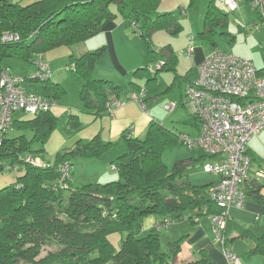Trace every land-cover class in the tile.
<instances>
[{"label": "trees", "instance_id": "obj_1", "mask_svg": "<svg viewBox=\"0 0 264 264\" xmlns=\"http://www.w3.org/2000/svg\"><path fill=\"white\" fill-rule=\"evenodd\" d=\"M195 1L191 0V4ZM160 3L161 0H36L21 4L0 0V68L6 57L17 55L34 63L37 54L81 43L117 16L129 19L131 26L136 21L138 28L133 29L147 43L159 29L178 34L183 29L182 23L173 11H159ZM227 21L228 14L215 0H209L201 36L215 44L217 26ZM4 32H15L19 39L3 43ZM104 50L101 46L79 56L70 55L71 65L75 64L73 71L82 82L80 97L84 109L96 115L109 107L107 103L120 100L124 90L111 80L94 76ZM174 57V54L168 57L161 69H173ZM144 69H137L135 75L142 74ZM258 72L264 75L261 69ZM153 74L146 83L156 80L157 71ZM131 85L143 89L138 81H132ZM31 86L36 88L35 93L53 100L66 93L61 83L52 81V76L44 81L34 80L29 89ZM193 116L198 123L194 112ZM57 125L58 116L51 108L26 119L13 117L12 127L4 134L0 144V174L20 163L25 167L14 182L0 189V264H198L205 261L177 263L175 258L181 251L182 238L169 244L170 252L161 247V233L168 229L161 228L165 220L171 219L173 223L190 211L210 217L223 211L208 194L215 182L192 185L185 178L186 163L176 164L170 171L163 161L166 146L180 142L179 132L152 120L143 137L126 139V150L114 162L118 179L75 186L72 158H97L113 143L104 142L96 134L87 142L79 139L73 148L59 151L52 164L24 162L21 156L35 155L33 143L46 141ZM69 125L72 129L80 128L77 114L69 115ZM16 130L21 133L15 134ZM24 130L31 131L32 135L29 137ZM65 163L70 167L71 180L62 184L60 166ZM257 198L264 200V194H258ZM151 214L156 216V223L149 232L139 234L137 224ZM233 230L241 237L254 240L248 256L264 257V234L256 237L240 224L232 223L229 217L224 229L225 248L233 239L230 237ZM113 232L122 234L119 246L109 237Z\"/></svg>", "mask_w": 264, "mask_h": 264}, {"label": "crops", "instance_id": "obj_2", "mask_svg": "<svg viewBox=\"0 0 264 264\" xmlns=\"http://www.w3.org/2000/svg\"><path fill=\"white\" fill-rule=\"evenodd\" d=\"M10 1L14 3L19 2L21 4H29L36 0H10ZM215 3L220 9L224 10V12L228 14L227 23L226 24L220 23L217 26L216 35H222L223 37H228L230 40L236 39V37L241 34L234 28V26L230 25L229 23V12L226 9H224L222 6L223 3L225 4V0H215ZM165 7H167V5ZM181 8H183V6H181ZM230 10L247 14L246 16L248 18L247 23L252 22L254 24H259L261 22V17L259 12L253 7H251L248 0H238L237 8ZM248 13H249V17H248ZM262 27H264V25H260L258 28H262ZM183 28L185 27L183 26ZM201 28L202 30L200 31ZM245 29H247V27ZM134 31L135 30L132 28L129 19L124 18L123 16H117L116 18L107 21L102 26L100 32L97 33L95 36L81 43H78L74 46H71V48H69L73 54L79 56L87 51H92L101 46H104L105 50L102 57L95 66L94 76L96 78L111 80L115 84L124 88L123 92L120 94L121 97L120 100L121 101L123 100V103L116 106L113 109V112H110L108 110V107L106 110L102 111L99 115H96L94 114V112L89 111L99 121L98 129H96L97 131L96 134H99L104 142L113 143L106 151H104L102 155H100L97 158H84V157L78 158L79 160L77 161V163L79 165L94 166L95 177H92L91 181H87L89 183L103 182V180H107L109 178V176L107 177V173H109L108 162L114 160L115 156L119 154L121 150H123V144L120 143L121 142L120 137L123 136V138H125L128 133L131 134L132 137H143L152 120L160 121L168 128H172L175 131L179 132V134H186L189 137H190L189 133H186L185 131H180L177 127V124L179 123L181 124V122H187L188 120H190L194 125L197 126V130L199 131V125L193 116V108L191 104L186 100L185 91L187 85L197 77L198 65L204 59L208 58L211 54H213L216 50H223L220 49L218 45L219 40L218 41L215 40L216 36L214 37L215 44L211 45V47L205 44L206 43L205 41H209V40L201 36V32L204 31V23L203 25H201V27L198 28V31H195V26L192 24L190 26V30L186 29L184 31L183 36H180V38L178 36H173V37L165 36L166 39L164 42L166 43L164 42L162 43V45L163 44L164 45L159 50V54L158 53L156 54L157 57H154L152 59V56L149 55L147 56L148 58H145L144 57L145 55L141 52V49H143V44H142L143 41L141 38L136 36ZM257 33L258 32L253 31L252 33H250V35L253 36ZM261 33L264 35V31H262ZM169 45L170 47L165 49V47ZM138 50L140 51L141 54L138 53ZM223 51L228 52L226 50ZM76 52H78V54ZM173 54L175 55V57L171 59L173 62V66H172L173 69H168V68L162 69L166 71L161 76L162 80L165 81V79L163 78L165 77L166 83L169 82V86L167 87L166 90L163 91V94L161 96L158 95L152 99L146 98L147 96H150L148 95V91L146 89V93L143 97V101H144L143 104H140L139 102L134 100H127V95H128L127 93L139 92L138 89L134 88L133 85H131L132 81H138L139 78L138 76H142L141 74L135 75V71L139 68L140 69L145 68L147 66L146 65L147 60H150L148 61L150 62L148 69L150 68V66H156V64L160 61H164L165 64V60H167V58L172 56ZM250 60H252L256 65V67L258 69H261L262 73L264 74V61L263 64L259 67L255 63L256 60H258V56H255V59H250ZM182 61L184 62L183 64ZM49 66L52 70V76H53V70L56 69V67L54 69L55 64L51 63L49 64ZM74 66L75 64H72L70 67L66 66V70L73 71ZM152 76H154L153 73H151L148 78ZM56 82L61 83L59 81ZM154 82H156V80ZM61 84L63 85V83ZM178 84L180 86L185 85L183 88L181 87L180 93L177 90L176 92L175 91L171 92L170 90ZM63 87L65 88V86ZM30 89L34 91L36 88L31 86ZM65 94H67V90ZM79 95H80V91H79ZM157 99L162 100L161 106L159 104L154 105ZM78 100L82 101L81 97L78 98ZM149 100L152 103L151 106H148ZM54 101L55 103H58L57 100ZM168 102H175L177 105L176 108L173 111H171L172 113L168 112L170 114L169 115L167 114V117L166 116L163 117L162 114L165 113L164 105ZM109 103H107V106L109 105ZM81 106L82 108H84L83 102L80 105V107ZM80 107L77 106L75 108L80 109ZM105 132L108 134L107 137H105L106 135ZM262 132L258 133L259 137H256V135H254L249 141L248 154L251 157V161L252 158H254V155L258 152L260 143L262 142L264 143V133ZM106 138H108V141ZM126 139L127 138H125V140ZM81 140L83 142H87L84 141L83 139ZM115 143H118V146L112 149V146ZM193 148H190V151ZM109 149L112 150L108 152ZM178 154L179 153L176 151L173 145L170 144L166 146V148L164 149L162 157L164 159V156L168 155V159L171 158L174 159L172 163L174 162H176L177 164L186 163L187 164L186 167L187 175L185 176L186 180L189 181V183L192 185H198L199 184L197 183L199 181L198 178L201 177L202 174L204 176V173H202L198 177V175H196L197 174L196 171L193 172V174L191 173L188 175L189 170H187L188 165L196 160L194 155L192 156L190 155L191 152H188L186 153V155L180 157L178 156ZM197 154L198 153H196L195 156H197ZM220 158L221 157H219L218 159ZM197 160H203V163H205L207 160L214 161L216 160V158L207 154H202ZM251 167L252 165L250 163V170ZM73 170L74 173L72 176V181H74L75 175L77 173L76 168ZM250 170H249L250 178L245 185L247 192L246 203L243 208L231 207L229 209V218L232 223L240 224L242 227L248 230V232L255 235L256 237H259L264 234V200H259L257 198V195L264 194V185L257 179L256 173L259 171V169H256V173L254 172L252 174ZM205 175L207 176L205 180L207 181L210 180V181L204 184H208L216 181L215 177L213 176L208 177V174ZM156 221H157L156 216H151V217L149 216L144 218L143 221L140 222V227L139 228L136 227L137 232L139 234H145L149 232L150 229L156 223ZM177 221H179L178 224L175 225L173 222L171 223L169 228L166 229L167 231L166 237L167 240H170V243L180 238H182L183 240L181 251L175 258L177 263H180L182 261L190 262V261H198L201 259H205V261L200 262L198 264H231L226 259L224 253V246L216 240L214 223L209 215L199 214L196 211H190L188 213H183L181 218L178 219ZM230 237H232L233 239H230L228 241V243L226 244L227 246L226 248L231 250L232 252H237L240 255L243 254L245 256L247 255L248 250L254 247L255 244L254 240L249 237L239 236V232L237 230H233ZM240 260H241L240 264L264 263V259L252 258L250 260L244 261L240 257Z\"/></svg>", "mask_w": 264, "mask_h": 264}, {"label": "built area", "instance_id": "obj_3", "mask_svg": "<svg viewBox=\"0 0 264 264\" xmlns=\"http://www.w3.org/2000/svg\"><path fill=\"white\" fill-rule=\"evenodd\" d=\"M251 7L256 9L261 22L256 27L264 25V0H248ZM229 9L238 6V0H225ZM132 28H138L133 21ZM19 39L15 32H4L1 41L11 42ZM37 70L31 75H20L13 72L8 65L0 68V144L4 134L12 127L13 114L22 110L36 114L48 111L55 101L47 96L35 93L28 85L34 80L44 81L52 76V70L43 60H35ZM164 61L156 66H150L152 73L160 70ZM70 69V68H67ZM146 89L141 92L130 93L127 100H134L143 104ZM186 100L191 104L194 114L198 118L199 137L192 139L181 134L179 141L190 148L201 146L207 155L216 160L204 163L206 172L219 175L208 194L223 211L212 215L216 240L224 246V229L231 207L243 208L247 200L246 183L249 180L251 157L248 154L250 139L264 130V75L259 74L258 68L250 59L240 57L223 50H216L198 65L197 77L191 81L185 91ZM121 100L109 103L108 110L122 104ZM175 102L164 105L166 111L176 108ZM132 137L127 134L125 138ZM221 155V156H220ZM221 157L220 159H218ZM24 162L32 165L45 166L36 155L24 154ZM115 169V165L113 166ZM62 176L60 182L71 180L70 167L67 163L60 166ZM257 179L262 178L264 172L256 173ZM172 220H165L161 228H169ZM226 259L231 264H240V257L225 248Z\"/></svg>", "mask_w": 264, "mask_h": 264}, {"label": "rangeland", "instance_id": "obj_4", "mask_svg": "<svg viewBox=\"0 0 264 264\" xmlns=\"http://www.w3.org/2000/svg\"><path fill=\"white\" fill-rule=\"evenodd\" d=\"M209 0H196L193 4H191V0H161L159 11H173L175 13V16L177 19L180 20L182 23V26H184L187 30H190V26L193 24L195 26V31H198V28L203 25L205 20V15L207 12ZM224 4V3H223ZM223 8L226 9L229 12V23L230 25L234 26V28L241 34L236 37L234 40H230L228 37H223L222 35H216L215 40L218 41V45L220 49L226 50L234 55L244 57L247 59H255V56H258V60H256V64L260 67L263 64L264 61V35L261 33L264 31V27L258 28L255 26L254 23L250 22L247 23L248 18L246 17L247 14L235 12L233 10H230L227 8V6L224 4ZM167 5V7L165 6ZM183 6V8H181ZM256 14V13H255ZM249 17V13H248ZM260 22V21H259ZM199 23V25H198ZM252 23V24H251ZM188 24V26H187ZM203 27V26H202ZM247 27V29H245ZM183 28L178 34H171L169 30L167 29H159L156 30L151 34L152 41L147 43V41L139 35V33L135 30L134 33L136 36L142 39L143 41V49H141V52L145 55V58H148L147 56H152V59L154 57H157V53L159 54V50L163 47L162 43L165 41V36H183L184 31L186 30ZM251 28V29H250ZM202 28L200 29V31ZM253 31L258 32L257 34L251 36L250 33ZM260 32V33H259ZM155 34V35H154ZM167 41V40H166ZM207 46L213 45L209 41H205ZM155 43V46H154ZM166 43V42H164ZM157 45V46H156ZM74 46V45H73ZM213 47V46H212ZM71 47L69 46H61L54 48L46 53L37 54L35 56V60L43 59V61L49 63V64H55L53 70V76L52 80L54 82L59 81L63 83V86H65L67 90V94H65L62 98H58V103H55L52 106L53 112L58 116V125L55 128V130L52 132L51 136L44 142L41 141H35L33 143V148L37 151L35 152V155L41 159L42 162H45L47 164H52L56 158V155L59 151H63L66 148H72L75 145V142L79 138L83 139L84 141L90 140L96 133V129H98L99 121L95 118V116L90 113L89 111L85 110L80 107L82 104V101H79L78 98H80L79 91L82 85L81 80L79 77L74 73L72 70H66V66L71 65V59L70 55L72 54V51H70ZM157 48V50H156ZM78 54V52H76ZM138 53L140 51L138 50ZM141 54V53H140ZM157 59V58H156ZM155 59V60H156ZM150 60H147L146 67L144 70H141L142 76H138V81L143 86V89H147L148 95L146 98H154L156 96H161L163 94V91L167 89L169 86V82L166 83L162 80V74L166 72L165 70H159L157 71V78L156 82L151 81L150 83H146V79L150 76L152 73L148 67L150 65ZM4 65H9L11 70L17 74L20 75H31L33 74L38 66L35 63H29L27 61L22 60L19 56H11L6 57L3 62ZM184 62L182 61V64ZM156 64V63H155ZM60 75V76H59ZM79 84V85H78ZM185 86V85H184ZM179 84L173 87L170 91L176 92L181 90V87ZM35 91V90H34ZM141 92V90H139ZM147 95V94H146ZM148 106H151L152 103L148 102ZM58 104V105H57ZM159 104L161 106L162 100L157 99L156 103L154 105ZM80 107L75 108V107ZM184 107V106H181ZM162 109V108H161ZM163 117H167V114L170 113L166 112L164 110ZM70 114H78L79 119L81 121V126L78 129H72L69 125V115ZM33 114L32 113H26L22 110H18L13 114L14 118L17 119H26L30 118ZM171 119V117H170ZM175 127V126H173ZM177 127L180 131H185L186 133H189L190 137L197 139L199 137V131L197 130V126L192 123V121L188 120L187 122H181V124H177ZM264 131V130H263ZM25 133L30 137L32 135V132L29 130H24ZM262 132V131H261ZM15 134H19V130H16L14 132ZM13 133V134H14ZM106 133V132H105ZM264 133V132H262ZM108 134L106 133L105 137H107ZM256 137H259L258 134H256ZM121 142L123 144V150L119 152L112 160L111 162H108V171L107 177L109 178L107 180H103L104 182L112 181L118 179L119 175L116 169L113 168L115 165L114 162H116L118 155L122 154L126 149V140L125 138L120 137ZM108 141V138H106ZM179 144H172L173 147L176 149V151L179 153L178 156L182 157L183 155H186V153L191 152L190 155H194L195 161L190 163L188 165V175L193 174V172H197L196 175L198 177L204 173V176L202 174L201 177H199V183L198 185H203L204 183H207L209 181L205 180L207 176L205 174H208V177H215L216 181H218L219 176L215 173H208L204 169V163L203 160H197L202 154H207L204 149L201 146H195L193 149H191L186 144H183L182 142H178ZM118 146V143H115L112 146V149ZM112 149H109L108 152H110ZM188 150V151H187ZM107 152V153H108ZM197 154V156H195ZM106 154V153H105ZM221 156V155H220ZM79 157L72 158V167L73 169H77V173L75 175L74 181H72V184L75 186H80L85 183H89L87 181H91L92 177H95V171L93 165H79L77 161ZM165 159V161H164ZM163 161L165 164L168 165V168L170 171L173 169V167L177 164L176 162L172 163L174 159H168V155L164 156ZM84 160V159H83ZM251 174L256 173V169H259V171L264 172V143H260L258 152L254 155V158H252L251 161ZM25 165L20 163L15 166L13 169H5L3 173L0 174V189L4 187L5 185L14 182L18 174L24 172ZM258 180L262 183V178H258ZM155 216L153 214L148 215L146 217ZM144 217V218H146ZM143 218V219H144ZM143 219L141 221H143ZM140 221V222H141ZM140 222L137 224V228L140 227ZM179 221L174 222V224H178ZM173 224V225H174ZM172 225V226H173ZM167 231L163 230L161 233V247L164 251L170 252V240H167L166 237ZM112 243L116 246L120 245V240L122 237V234L120 232H113L109 235ZM47 251H43V254H45ZM235 254H239L237 252H234ZM240 256L244 261L250 260L252 258L256 259H264V257L260 254L257 255H238ZM264 264V263H263Z\"/></svg>", "mask_w": 264, "mask_h": 264}]
</instances>
